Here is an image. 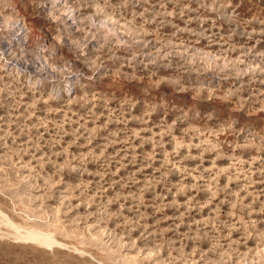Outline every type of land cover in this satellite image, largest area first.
<instances>
[{
  "label": "rangeland",
  "instance_id": "374dc122",
  "mask_svg": "<svg viewBox=\"0 0 264 264\" xmlns=\"http://www.w3.org/2000/svg\"><path fill=\"white\" fill-rule=\"evenodd\" d=\"M0 213V264H264V0H0Z\"/></svg>",
  "mask_w": 264,
  "mask_h": 264
},
{
  "label": "bare ground",
  "instance_id": "6f19581e",
  "mask_svg": "<svg viewBox=\"0 0 264 264\" xmlns=\"http://www.w3.org/2000/svg\"><path fill=\"white\" fill-rule=\"evenodd\" d=\"M65 10H66V9H65ZM66 11H67V10H66ZM0 214H1V213H0ZM0 216H1V215H0ZM5 220H6V219H5ZM8 222H9V221H8ZM11 223H12V222H11ZM5 224H6V223H5ZM14 227H15V226H14ZM13 229H14V228H13ZM18 229H19V228H18ZM22 230H23V229H22ZM23 231H24V230H23ZM30 232H31V231H30ZM28 233H29V232H27V234H28ZM31 233H32V232H31ZM33 233H35V232H33ZM38 234H39V233H38ZM38 234H37V235H38ZM20 235H21V234H20ZM29 235H31V234H29ZM34 235H35V237H36V233H35ZM41 235H42V234H41ZM38 236H39V235H38ZM52 236H53V235H52ZM30 237L35 238V237L33 236V234H32V236H30ZM42 237H43V236H42ZM48 237H49V236H48ZM48 237H44V238L46 239V238H48ZM33 238H32V239H33ZM38 238L41 239L40 237H38ZM44 238H42V239H44ZM27 239H28V238H27ZM27 239H25V240H27ZM35 239H36V238H35ZM35 239H34V240H35ZM42 239H41V241H42ZM45 239H44V240H45ZM49 239H50V238H49ZM49 239H48V240L46 239V240H47L46 243L49 242ZM29 240H30V239H29ZM55 240H56V239H55ZM32 241H33V240H32ZM33 242H34V241H33ZM51 242H52V240L50 241V243H51ZM54 242H55V241H54ZM41 243L44 244L45 242L42 241ZM58 243H59V242H58ZM56 244H57V243H56ZM48 245L50 246L49 243H48Z\"/></svg>",
  "mask_w": 264,
  "mask_h": 264
}]
</instances>
